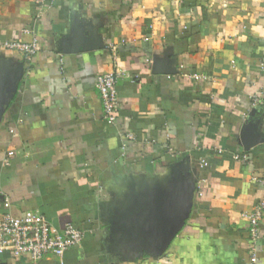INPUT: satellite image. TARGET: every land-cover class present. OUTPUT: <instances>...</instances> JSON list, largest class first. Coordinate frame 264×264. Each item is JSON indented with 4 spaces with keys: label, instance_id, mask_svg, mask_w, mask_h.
<instances>
[{
    "label": "crops",
    "instance_id": "1",
    "mask_svg": "<svg viewBox=\"0 0 264 264\" xmlns=\"http://www.w3.org/2000/svg\"><path fill=\"white\" fill-rule=\"evenodd\" d=\"M32 38L31 60L0 49L23 69L0 117V218L86 230L64 264H246L243 214L264 200V0H0V44ZM115 67L108 125L94 83ZM180 160L196 180L188 219L162 255L131 253L117 216ZM255 253L264 264V214Z\"/></svg>",
    "mask_w": 264,
    "mask_h": 264
},
{
    "label": "built area",
    "instance_id": "2",
    "mask_svg": "<svg viewBox=\"0 0 264 264\" xmlns=\"http://www.w3.org/2000/svg\"><path fill=\"white\" fill-rule=\"evenodd\" d=\"M28 32V30H24ZM38 43L35 38L31 40L8 39L0 44V49L10 50L21 54L26 60H31L38 51ZM259 69L264 72V61L259 62ZM122 71L113 68L99 73L95 77V87L98 90L102 105L103 118L108 125L116 120V110L119 105V95L116 84ZM124 144L134 138L132 132L124 133ZM123 144L122 148L125 147ZM0 152H2L0 150ZM12 150L4 153L6 157L13 155ZM239 155L235 154L234 159ZM6 161V160H5ZM207 165L204 157L198 161V167ZM4 206L7 208L8 203ZM264 214V200L260 201L250 212L244 213L248 222V235L250 240V252L246 264H258L255 253L256 243L260 238V222ZM86 235V230L72 222H67L61 231H54L47 218L38 211L27 210L21 216H14L9 212L0 218V254L8 251L12 256L18 257L27 254L33 261H38L47 255H53L55 264H64V253L80 245Z\"/></svg>",
    "mask_w": 264,
    "mask_h": 264
},
{
    "label": "water",
    "instance_id": "3",
    "mask_svg": "<svg viewBox=\"0 0 264 264\" xmlns=\"http://www.w3.org/2000/svg\"><path fill=\"white\" fill-rule=\"evenodd\" d=\"M22 75L21 64L8 67L0 63V117ZM195 181L189 166L180 160L165 182L146 188L137 195L136 201L119 213L115 224L123 227V241L131 253L157 257L166 251L191 213Z\"/></svg>",
    "mask_w": 264,
    "mask_h": 264
}]
</instances>
